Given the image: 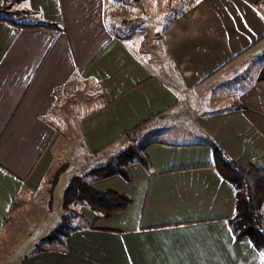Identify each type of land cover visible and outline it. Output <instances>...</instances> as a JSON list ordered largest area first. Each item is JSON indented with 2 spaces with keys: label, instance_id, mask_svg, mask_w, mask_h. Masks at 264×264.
I'll list each match as a JSON object with an SVG mask.
<instances>
[{
  "label": "crops",
  "instance_id": "crops-1",
  "mask_svg": "<svg viewBox=\"0 0 264 264\" xmlns=\"http://www.w3.org/2000/svg\"><path fill=\"white\" fill-rule=\"evenodd\" d=\"M16 5L0 16V264H264L234 235L236 190L215 160L264 166V0ZM120 15L134 31L110 27ZM78 141L113 157L141 142L91 183L130 201L109 217L82 206L89 222L69 229L63 207L41 230Z\"/></svg>",
  "mask_w": 264,
  "mask_h": 264
},
{
  "label": "trees",
  "instance_id": "trees-1",
  "mask_svg": "<svg viewBox=\"0 0 264 264\" xmlns=\"http://www.w3.org/2000/svg\"><path fill=\"white\" fill-rule=\"evenodd\" d=\"M24 1L12 0L14 3ZM215 160L219 171L236 190V214L230 219L234 235L248 237L264 256V166H240L220 148H216ZM116 173L118 170L108 164L74 176L64 193L66 210L72 205H80L107 217L123 211L130 201L128 196L115 191H100L91 184ZM89 175L92 179L87 180Z\"/></svg>",
  "mask_w": 264,
  "mask_h": 264
},
{
  "label": "rangeland",
  "instance_id": "rangeland-1",
  "mask_svg": "<svg viewBox=\"0 0 264 264\" xmlns=\"http://www.w3.org/2000/svg\"><path fill=\"white\" fill-rule=\"evenodd\" d=\"M123 0H117V2H122ZM17 3L12 2V0H6V1H1L0 0V16H13L15 15V12H17L19 10V8H17ZM10 6V7H9ZM1 7H3L1 9ZM5 8H10L11 10L8 12H5ZM4 10V12H3ZM121 16V20L119 21V17H114V16H110V19L108 20V24L110 25L111 28H118V27H113V26H118L121 25V29L125 32L128 31H134L135 30V25L134 22H128V20L125 16ZM15 17V16H14ZM260 58V57H259ZM241 70V71H239ZM254 70V62L252 63L251 67H247V68H243V69H237L235 71V76L236 78L232 79V81L229 82V84L226 82V85H232L234 84V82L243 79V78H249ZM239 75H241L240 77H238ZM235 80V81H234ZM90 91H86V93H89ZM77 141V140H75ZM75 143V142H74ZM80 144V149L78 147H74L73 151H75L77 153V155H73L72 157L69 158V166L66 167L65 171L61 174L59 181L57 182V185L54 189V191L52 192L53 194L51 195L52 197V210L51 213L48 215V218L44 221L41 222V230L44 228V224L48 223V222H52L54 220H57L60 218L61 214L63 213V205H64V193L65 190L70 182V180L77 175H82V173H84V170L87 169H92L96 166H99L100 164H110L112 167L118 169L123 165V161H130L134 158H137L140 155V152L142 150V147H140L141 142L137 143V146H133L132 150H128L125 151V153L123 155H119V156H111L110 151L113 152L112 149L115 145H112V147L109 149V147H107L105 150L101 149L99 151H90L89 148H87L86 146L82 145V142L78 141V145ZM118 144V143H115ZM89 149V150H88ZM56 161V162H55ZM55 161L52 165V168H50V170H48L47 173V181L45 183V185H49L52 180H54L55 175H57L58 171L61 168H64V162H65V157L63 155V152L61 153V155H58L55 158ZM91 176H88L87 180H90ZM53 183V182H52ZM40 195L36 196L38 200H41L44 202H46L47 200V193L45 194V191H40ZM50 198V197H49ZM48 198V199H49ZM88 210H91L90 208L86 207ZM87 209L83 208L80 205H72L71 208L69 210L66 211V220L64 221V223H67L66 225H68L67 229H69L72 225H79L84 224V223H88L89 220H87L84 215H80V212H84L87 211ZM76 215H80L78 217H75ZM75 217V218H74ZM81 218V219H78ZM78 219V220H75ZM39 220V218H38ZM87 220V221H86ZM35 222L37 221V218L34 220ZM70 223V224H69ZM56 232V231H55ZM58 233V232H57ZM53 234V233H52ZM52 234L48 235L49 238L52 237ZM45 243V242H44ZM42 243V245L44 244Z\"/></svg>",
  "mask_w": 264,
  "mask_h": 264
},
{
  "label": "snow or ice",
  "instance_id": "snow-or-ice-1",
  "mask_svg": "<svg viewBox=\"0 0 264 264\" xmlns=\"http://www.w3.org/2000/svg\"><path fill=\"white\" fill-rule=\"evenodd\" d=\"M197 2H199V0H197Z\"/></svg>",
  "mask_w": 264,
  "mask_h": 264
}]
</instances>
